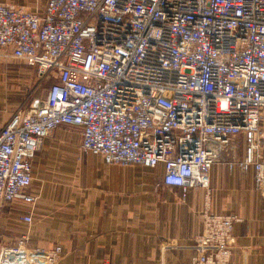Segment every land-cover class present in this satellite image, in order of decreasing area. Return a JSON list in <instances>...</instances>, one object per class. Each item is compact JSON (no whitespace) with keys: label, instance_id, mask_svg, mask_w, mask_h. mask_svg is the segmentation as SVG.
<instances>
[{"label":"built area","instance_id":"2783aa9c","mask_svg":"<svg viewBox=\"0 0 264 264\" xmlns=\"http://www.w3.org/2000/svg\"><path fill=\"white\" fill-rule=\"evenodd\" d=\"M0 51L52 81L0 130V207L27 205V227L31 162L62 125L105 165L161 164L180 200L208 190L216 148L240 136L237 165L264 196V0H48L41 13L0 3ZM239 221L203 211L188 264H231ZM60 257L26 234L0 247V264Z\"/></svg>","mask_w":264,"mask_h":264},{"label":"crops","instance_id":"0c3cea01","mask_svg":"<svg viewBox=\"0 0 264 264\" xmlns=\"http://www.w3.org/2000/svg\"><path fill=\"white\" fill-rule=\"evenodd\" d=\"M47 2L0 0L38 13ZM36 78L34 69L0 51V130L28 109ZM47 89L36 92L37 98L44 99ZM80 144L81 130L65 125L44 139L31 162V192L39 196L33 224L17 220L27 205L0 207V247L26 234L32 248L60 246L59 264H188L207 211L240 220L232 227L231 264H264V196L254 189L251 172L237 165L240 136L216 148L208 190L192 188L183 200L177 189L161 184V164L105 165Z\"/></svg>","mask_w":264,"mask_h":264},{"label":"rangeland","instance_id":"374dc122","mask_svg":"<svg viewBox=\"0 0 264 264\" xmlns=\"http://www.w3.org/2000/svg\"><path fill=\"white\" fill-rule=\"evenodd\" d=\"M36 73V72H35ZM37 75V74H36ZM48 84H50V82H48V81H40V80H37V78H36V83H35V86H34V92H33V94L30 96V102L32 101V100H34V99H36L37 98V96L35 95V93L36 92H43V91H45L46 89H47V87H49L48 86ZM29 102V103H30ZM51 136V135H50ZM229 144H230V142H229ZM229 144L227 145V146H229ZM230 147H231V145H230ZM243 147V146H242ZM235 154V152H233L232 151V149L229 151V156L230 157H233V155ZM5 240H6V242H9V239L8 238H5Z\"/></svg>","mask_w":264,"mask_h":264}]
</instances>
